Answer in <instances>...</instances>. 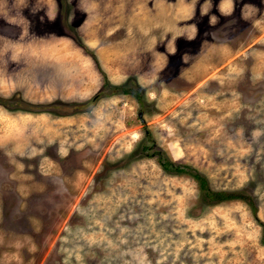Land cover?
Masks as SVG:
<instances>
[{"label":"rangeland","instance_id":"rangeland-1","mask_svg":"<svg viewBox=\"0 0 264 264\" xmlns=\"http://www.w3.org/2000/svg\"><path fill=\"white\" fill-rule=\"evenodd\" d=\"M83 1L0 0V264H264V0H160L140 29ZM146 130L255 205L205 202Z\"/></svg>","mask_w":264,"mask_h":264},{"label":"trees","instance_id":"trees-1","mask_svg":"<svg viewBox=\"0 0 264 264\" xmlns=\"http://www.w3.org/2000/svg\"><path fill=\"white\" fill-rule=\"evenodd\" d=\"M102 86H106L109 89V92H105V94L114 92L132 93L139 102L142 103L144 101L142 88L133 79L124 83H111L108 79H105ZM97 95L98 94H95L92 97V100H95ZM145 137L149 140L142 145L141 153L149 157H154L161 168L168 173H185L194 178L200 189L201 197L205 202L216 203L230 199H242L248 201L252 206L255 205L254 196L248 193L244 188H213L209 183L208 177L202 171L193 165L171 159L161 146L157 145L152 139H150L149 130L145 131Z\"/></svg>","mask_w":264,"mask_h":264},{"label":"crops","instance_id":"crops-1","mask_svg":"<svg viewBox=\"0 0 264 264\" xmlns=\"http://www.w3.org/2000/svg\"><path fill=\"white\" fill-rule=\"evenodd\" d=\"M17 1L22 2L23 0ZM159 1L160 0H84L83 2L85 5L83 7L86 9L85 20L90 14L94 15L100 12L102 14L101 21H104V24H106V21H111L114 22V26L115 22H121L124 26H126L125 23H128L130 27H136L137 25L140 29L143 26L146 27L151 20L157 22L163 17H166L164 15L167 13V6L162 5L163 3H158ZM90 5L93 8H91ZM158 5H162L163 13L156 10ZM0 7V12L4 11L2 4H0ZM175 17H178V15ZM166 18L170 19L169 17ZM172 27H174V25ZM91 28H93V25L89 24H85L82 27V29L86 31V34L89 33L88 30ZM176 29L177 28H172V31Z\"/></svg>","mask_w":264,"mask_h":264}]
</instances>
